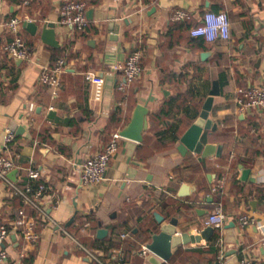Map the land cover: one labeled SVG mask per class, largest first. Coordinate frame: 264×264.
Returning <instances> with one entry per match:
<instances>
[{"label": "crops", "instance_id": "1", "mask_svg": "<svg viewBox=\"0 0 264 264\" xmlns=\"http://www.w3.org/2000/svg\"><path fill=\"white\" fill-rule=\"evenodd\" d=\"M65 1L0 0V153L17 164L16 180L9 179L21 189L31 182L29 169L40 172L34 181L48 188L40 204L55 221L0 184V222L10 232L0 244L8 259L0 264H212L220 257L242 264L245 256L264 264V110L242 112L236 102L239 88L264 84V0H83L84 32L58 23ZM177 9L192 18L173 20ZM221 10L230 19L228 39L190 34L206 11ZM13 16L38 24L36 34L22 28L28 61L3 51L11 38L5 21ZM48 21L55 23V46L42 38ZM134 50L143 53L142 74L120 90L125 79L117 66ZM61 57L67 67L53 97L38 75ZM215 82L213 127L203 132L215 152L183 153L180 139ZM138 104L149 108L143 140L122 137L105 179L83 185L80 162L127 126ZM7 128L15 134L10 145ZM218 206L225 223L206 233L205 220ZM22 209L37 218L34 242L13 224ZM155 212L165 222L177 217L178 232L199 241L153 262L141 249L158 229ZM241 215L254 220L242 227Z\"/></svg>", "mask_w": 264, "mask_h": 264}, {"label": "built area", "instance_id": "2", "mask_svg": "<svg viewBox=\"0 0 264 264\" xmlns=\"http://www.w3.org/2000/svg\"><path fill=\"white\" fill-rule=\"evenodd\" d=\"M86 9L87 4L83 0H66L61 7L58 23L63 26L71 27L78 32H84L89 26ZM191 18L192 13L186 9H177L172 15V19L176 21H187ZM23 22L24 19L19 16H13L5 21L11 38L3 45V51L13 58L28 61L32 57V50L21 33ZM48 23L49 21L46 22V24ZM230 28V19L226 11H206L199 24L190 29V34L195 37H203L208 42H213L218 39H228L230 37ZM142 57L143 53L140 50H134L127 56L123 63L117 66V68L123 72L125 79L118 87L120 90H125L128 84L135 82L141 76L143 71L141 62ZM66 67V60L61 57L58 58L54 64L42 66L39 72L38 82L49 87L53 97L57 96L58 89L61 85V76L65 72ZM87 78L91 79L92 75L87 74ZM236 102L242 112L250 109L264 110V84L250 88H239L237 90ZM121 138L120 132H114L108 143L100 152L88 156L80 162V180L83 185L92 186L105 179L109 163L119 148ZM14 139V131L7 128L4 138L5 144L10 145ZM15 168H17L15 161L0 153V184H7L13 189L15 194L23 197L26 204L38 210L41 215L47 216L52 223H55L54 219L46 214L40 204V200L47 192L48 188L43 184L39 185L36 189H33L31 184L25 189L19 188L9 179V173ZM28 177L32 180H38L40 172L35 169H29ZM56 205L57 201L54 202L53 207ZM225 218L222 208L218 206L205 220V225L220 229L225 223ZM36 219L37 218H28L25 211L22 209L19 213V217L13 223L15 226L21 228L24 237L30 242H34L37 238ZM239 220L242 227H247L254 219L247 215H241ZM65 232L67 231L65 230ZM9 233V226L5 222H0V244L5 242ZM126 235L127 234H123L122 236L126 237ZM262 239L264 241V236ZM141 254L144 256L150 254V250L146 245L142 247ZM7 259V251L1 249L0 263L6 262ZM241 263L255 264L251 258L246 256L242 258ZM212 264L225 263L222 257H220Z\"/></svg>", "mask_w": 264, "mask_h": 264}, {"label": "water", "instance_id": "3", "mask_svg": "<svg viewBox=\"0 0 264 264\" xmlns=\"http://www.w3.org/2000/svg\"><path fill=\"white\" fill-rule=\"evenodd\" d=\"M91 14V12H90ZM23 25L32 31L37 33L38 24L32 21H24ZM43 40L50 45H57L58 41L55 34V23L49 22L41 32ZM208 52L202 54L206 57ZM220 92L218 83H214V87L210 92V96L206 99L203 110L197 118V120L188 128V130L181 137V144L179 146L183 153L188 150L200 153L203 158H206L214 154L215 145L205 144L203 142V132L205 129L213 127L212 121L209 118V113L213 107L214 96ZM149 108L144 104H138L133 112V117L130 123L120 130V135L125 138L133 139L141 142L143 140L144 131L148 127L147 115ZM18 170L14 169L9 173V177L12 180H16V174ZM247 172H245L246 174ZM156 220L158 223V229L151 234V241L147 247L150 250L151 260L156 262V257L159 256L165 261L170 260L173 256V249L182 247L190 241H199L200 236H194L189 232H178L179 219L172 217L169 221L163 215L155 212ZM151 231V230H150ZM214 231V227L209 226L204 232ZM152 232V231H151ZM107 234V229L100 228L98 230V237L102 238Z\"/></svg>", "mask_w": 264, "mask_h": 264}, {"label": "trees", "instance_id": "4", "mask_svg": "<svg viewBox=\"0 0 264 264\" xmlns=\"http://www.w3.org/2000/svg\"><path fill=\"white\" fill-rule=\"evenodd\" d=\"M191 119L197 118V113H193V115L190 117ZM179 124L177 126L173 127V132H174V139H176L178 137L177 131L179 129ZM31 186L33 189H36L39 185H38V181H34L31 179L30 182Z\"/></svg>", "mask_w": 264, "mask_h": 264}]
</instances>
